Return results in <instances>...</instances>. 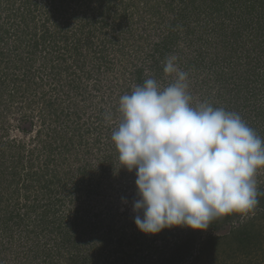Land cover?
I'll use <instances>...</instances> for the list:
<instances>
[{
  "label": "rangeland",
  "instance_id": "rangeland-1",
  "mask_svg": "<svg viewBox=\"0 0 264 264\" xmlns=\"http://www.w3.org/2000/svg\"><path fill=\"white\" fill-rule=\"evenodd\" d=\"M29 1V5H25L27 0H0V219L5 216L0 221V264L9 263L10 247L16 253L14 258L28 262L51 246L44 237L38 214H31L27 220L23 229L30 231L27 233L7 215L30 214L28 207L33 205L37 206V211H42L46 192L40 188L46 184L51 183L54 188L51 197H59L55 171L66 187L73 179L80 184L84 174L85 181L92 180L90 195L87 189L82 193L74 192L77 198L61 206L55 214L69 217L80 208L96 211L92 207L99 203L97 211L102 217L108 213L118 214V221L125 223L128 233L132 232L136 177L132 175L124 183L119 182V176L114 177L125 168L118 155L110 159L116 151L110 138L120 122L119 99L135 88L129 82L132 81L130 72L135 69L133 65L148 70L152 62L150 49L159 41L166 21L172 18L162 6L158 14L148 13L154 0L148 4L145 0ZM125 5L130 10L121 18ZM119 24L122 27L119 28ZM132 42L140 49L134 51ZM179 46L184 57L194 55L188 37ZM208 55L214 61V53L208 51ZM208 55L206 61L211 57ZM221 57L222 54H215L216 61ZM180 66L188 73V81L197 85L193 89L189 83L192 100L204 102L201 94L214 96L221 91L222 85L219 86L212 69L198 67L194 72L184 64ZM174 80V74L166 78L164 73L156 81L166 87ZM49 101L58 109L59 121H53L55 118L46 107ZM217 105L216 108H220ZM61 137L62 144L56 140ZM48 142L54 147L51 155L42 148ZM260 172L256 177L257 188H264V176ZM119 190H124L120 196ZM240 216L244 219V215ZM234 217L237 219L238 215ZM260 224L264 227V221ZM228 233V225L215 230L218 236ZM158 236L153 248L163 245L161 233ZM172 242L173 237L166 239L167 252ZM233 253L230 251V255ZM104 260L102 258L99 264ZM188 260L192 264L212 261L206 255L199 256L197 261ZM254 261L264 264V253L253 252L247 256L236 253L227 262L252 264Z\"/></svg>",
  "mask_w": 264,
  "mask_h": 264
},
{
  "label": "trees",
  "instance_id": "trees-1",
  "mask_svg": "<svg viewBox=\"0 0 264 264\" xmlns=\"http://www.w3.org/2000/svg\"><path fill=\"white\" fill-rule=\"evenodd\" d=\"M145 1L148 4L151 0ZM29 3L30 1L27 0L25 5ZM153 3L148 13L158 14L159 6H162L172 18L166 21L167 26L163 29L159 41L150 49L152 53L149 57L152 62L148 65V70L144 71L142 66L133 65L135 69L130 72L132 81H129L133 87L143 85L148 78L157 80L164 76L166 58L176 53L179 67L180 64H184L185 68H192L194 72L198 67H206L216 74L219 86L222 85L219 88L221 91L216 92L214 96L211 93L201 94L204 102L213 107L220 103L218 107L238 113L242 120L264 140V0H154ZM127 10L130 8L125 5L120 14L121 18L127 16ZM118 27H122L121 24ZM148 33L150 36V29ZM185 37L190 39L191 48L194 49V55L190 58L184 57L185 53L179 48ZM34 46L36 47L37 43ZM133 48L134 51L140 49L132 42ZM239 48L241 50H238ZM208 51L214 53V61L212 56L208 55ZM134 53L137 55L136 52ZM215 54H222L219 62L216 61ZM207 55L208 58L211 56L208 61H206ZM167 77L169 78V74H166ZM190 84L193 89L197 86ZM201 102V99L199 102L196 99L191 100L193 106ZM46 107L55 118L53 121H59L58 109L50 101ZM56 140L60 144L64 142L62 137ZM42 148L49 155L53 154V143L43 144ZM116 152L117 150L112 153L110 159L118 155ZM123 171L114 176H119L120 183H124L132 175L136 177L135 170ZM56 174L58 173L55 171L54 182L57 181L59 185L57 190L59 197L57 196L56 199L51 197L54 188L48 182L49 184L40 188L45 189L46 192L42 211H37V206L33 205L28 207L30 214L26 213L23 216L20 212H16L11 216L7 215L10 220H15V225L19 226L21 231L27 233L30 232L28 229L23 230L27 220L31 214H38L40 223H43L42 230H45L44 237L49 240L51 246L49 249L44 248L42 253L34 255L28 262L14 258L16 253L10 247L11 258L7 261L8 264H99L102 258L105 260L101 264H192L188 258L197 261L199 256L205 255L215 264H230L227 261L236 253L245 256L259 251L264 253V227L260 224L264 221L263 186L258 188L260 193L258 206L254 212L244 215V219L240 218L241 214L225 216L214 221L209 229L203 232H194L188 228L178 230L176 229L178 227L164 229L160 232L163 245L153 248V243L157 241L155 238L159 237L158 234L154 236L142 234L136 229L134 222H131L132 232L128 233L125 223L118 221V214L108 213L102 217L100 211H97L99 203L91 206L96 211H82L80 208L69 217L55 214L61 206L71 204L77 198L76 193H82L87 189L90 195L89 187H92V180L85 181L86 174L80 177L84 180L80 184L73 179L68 187ZM260 174L264 176V170ZM66 178L69 179L68 174ZM123 191L119 190V196ZM237 215L238 218L235 219L234 216ZM51 216H54V219H48ZM240 220L244 221L240 222ZM225 225L229 226V233L215 235V230ZM9 236L13 238L12 234ZM172 237L173 242L168 245L167 252L166 239ZM11 241L13 242V239ZM232 250L234 253L230 255ZM40 258L42 261H38ZM212 261L209 264H212ZM259 263L252 262V264Z\"/></svg>",
  "mask_w": 264,
  "mask_h": 264
},
{
  "label": "clouds",
  "instance_id": "clouds-1",
  "mask_svg": "<svg viewBox=\"0 0 264 264\" xmlns=\"http://www.w3.org/2000/svg\"><path fill=\"white\" fill-rule=\"evenodd\" d=\"M169 56L162 87L148 78L119 99L111 140L127 171L135 170L134 225L154 236L176 227L203 232L217 219L258 206L264 140L241 116L207 102L193 106L188 73Z\"/></svg>",
  "mask_w": 264,
  "mask_h": 264
}]
</instances>
